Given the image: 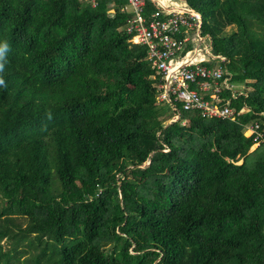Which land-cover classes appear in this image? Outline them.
I'll return each instance as SVG.
<instances>
[{
    "label": "trees",
    "instance_id": "trees-1",
    "mask_svg": "<svg viewBox=\"0 0 264 264\" xmlns=\"http://www.w3.org/2000/svg\"><path fill=\"white\" fill-rule=\"evenodd\" d=\"M80 1L0 0V264H264V0H183L244 112L169 124L126 1Z\"/></svg>",
    "mask_w": 264,
    "mask_h": 264
},
{
    "label": "built area",
    "instance_id": "built-area-1",
    "mask_svg": "<svg viewBox=\"0 0 264 264\" xmlns=\"http://www.w3.org/2000/svg\"><path fill=\"white\" fill-rule=\"evenodd\" d=\"M125 1L119 9L129 15L125 33L131 43L148 50L158 104L170 107L178 120L182 112H197L203 119L229 120L244 112L237 113L229 102L222 104L221 93L229 88L224 68L217 65L220 62L207 65L216 59L213 55L208 62L206 56L203 59L198 54L205 39L211 42L210 37L202 35L201 14L182 0H150L156 10L147 15L146 0ZM246 129L258 147L264 146V127L252 123Z\"/></svg>",
    "mask_w": 264,
    "mask_h": 264
},
{
    "label": "rangeland",
    "instance_id": "rangeland-1",
    "mask_svg": "<svg viewBox=\"0 0 264 264\" xmlns=\"http://www.w3.org/2000/svg\"><path fill=\"white\" fill-rule=\"evenodd\" d=\"M81 4H84V3H82L81 2ZM86 4V3H85ZM204 44H203V46L201 47V49H202V51L201 52H199L198 54L199 55H201V56H203V59H204V56H206L207 58H208V62L210 61V58H211V56H210V54L211 55H213L212 54V51H211V49H212V41L210 42V40L208 41L207 39H205L204 40V42H203ZM198 45H201V44H199V43H196V46H198ZM238 90H240V91H242V87H239V89ZM170 120L169 121H167L168 123H166V124H169V123H172V122H176V121H178V116H176L174 113H172V110H171V108H170V118H169ZM185 121H183V122H181V125H185ZM250 134H251V132L250 131H245L244 132V135L246 136V137H249L250 136ZM258 148V146H257V144H253L252 145V147L250 148V153H253L256 149ZM261 150H262V148H261ZM1 207V206H0ZM3 244H4V251L6 252L7 250H9V249H11V247H13L12 246V244L11 243H9V242H3ZM13 249V248H12ZM18 249L19 250H22L21 249V247H18ZM12 255H14V251L12 252ZM19 256V255H18ZM30 256V253L25 257V256H19V263L20 264H24V261H23V259H25V258H27V257H29ZM16 263V262H15Z\"/></svg>",
    "mask_w": 264,
    "mask_h": 264
},
{
    "label": "clouds",
    "instance_id": "clouds-1",
    "mask_svg": "<svg viewBox=\"0 0 264 264\" xmlns=\"http://www.w3.org/2000/svg\"><path fill=\"white\" fill-rule=\"evenodd\" d=\"M10 51V46L8 43L2 42L0 43V72H3L5 64H6V56ZM0 86H6L4 79L0 78Z\"/></svg>",
    "mask_w": 264,
    "mask_h": 264
},
{
    "label": "crops",
    "instance_id": "crops-1",
    "mask_svg": "<svg viewBox=\"0 0 264 264\" xmlns=\"http://www.w3.org/2000/svg\"><path fill=\"white\" fill-rule=\"evenodd\" d=\"M183 1V0H182ZM80 2L84 3L82 5H85L86 1L85 0H81Z\"/></svg>",
    "mask_w": 264,
    "mask_h": 264
}]
</instances>
